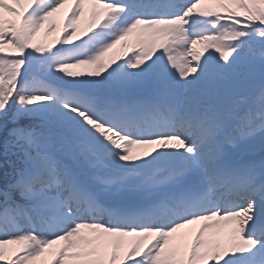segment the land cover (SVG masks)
<instances>
[{
	"label": "snow or ice",
	"instance_id": "6c2138e0",
	"mask_svg": "<svg viewBox=\"0 0 264 264\" xmlns=\"http://www.w3.org/2000/svg\"><path fill=\"white\" fill-rule=\"evenodd\" d=\"M0 139V264H264V0H0Z\"/></svg>",
	"mask_w": 264,
	"mask_h": 264
},
{
	"label": "rangeland",
	"instance_id": "374dc122",
	"mask_svg": "<svg viewBox=\"0 0 264 264\" xmlns=\"http://www.w3.org/2000/svg\"><path fill=\"white\" fill-rule=\"evenodd\" d=\"M54 34L59 35V31L54 32L52 35H45L44 30L42 29L34 37V43H50L52 39L56 38V35Z\"/></svg>",
	"mask_w": 264,
	"mask_h": 264
},
{
	"label": "trees",
	"instance_id": "16d2710c",
	"mask_svg": "<svg viewBox=\"0 0 264 264\" xmlns=\"http://www.w3.org/2000/svg\"><path fill=\"white\" fill-rule=\"evenodd\" d=\"M2 152H3L2 139H0V154H2ZM13 159H15V158L13 157ZM2 163H3V158H2V155H0V164H2ZM7 170L10 171L11 169L8 168ZM2 179H3V176H2V174H0V180H2Z\"/></svg>",
	"mask_w": 264,
	"mask_h": 264
}]
</instances>
